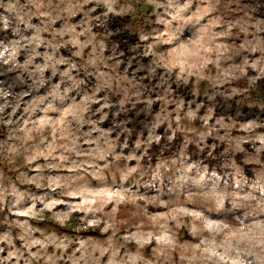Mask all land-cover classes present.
I'll return each mask as SVG.
<instances>
[{
    "label": "rangeland",
    "instance_id": "obj_1",
    "mask_svg": "<svg viewBox=\"0 0 264 264\" xmlns=\"http://www.w3.org/2000/svg\"><path fill=\"white\" fill-rule=\"evenodd\" d=\"M257 5L0 0V264H264ZM111 16L136 22L147 74Z\"/></svg>",
    "mask_w": 264,
    "mask_h": 264
},
{
    "label": "trees",
    "instance_id": "obj_2",
    "mask_svg": "<svg viewBox=\"0 0 264 264\" xmlns=\"http://www.w3.org/2000/svg\"><path fill=\"white\" fill-rule=\"evenodd\" d=\"M257 2V9L258 14L264 18V0H253ZM244 2L251 3V0H244ZM136 23L130 16H111L108 20L107 30L111 32L110 40L116 44L122 53V58L124 62L122 63V67H127L126 63H128L130 73L135 71L136 73L145 75L144 71L138 69L137 63L139 60L146 61L144 57H138L141 51L140 44L141 40L139 38V33L136 27L134 26ZM3 38V33H0V39ZM127 59H131V61L127 62ZM136 69H138L136 71ZM145 73V74H144ZM145 81L149 84L150 77L145 78ZM172 87L176 90V94L183 97L186 101L194 99V95L191 92L190 85H177L176 83H172ZM155 111L157 108V104H154ZM218 110L221 111L223 114L231 113L235 114L236 112L233 109H228L224 102L221 100V106L218 107ZM155 113V112H153ZM129 115H131V122L130 125L133 126L135 129H143L144 120L148 119L146 115V110L143 108L142 105H137L133 110H130ZM242 116H237V119L241 120ZM137 137L136 134L132 136ZM154 152L152 154V160L156 161V159L160 156L161 151L159 146L154 145ZM174 148L169 151H165L163 155L170 156L174 152ZM205 158V156H202ZM209 163H212L213 160L211 158H207Z\"/></svg>",
    "mask_w": 264,
    "mask_h": 264
}]
</instances>
